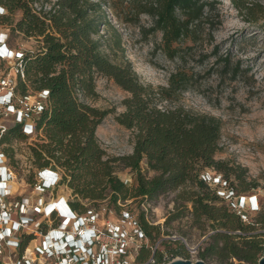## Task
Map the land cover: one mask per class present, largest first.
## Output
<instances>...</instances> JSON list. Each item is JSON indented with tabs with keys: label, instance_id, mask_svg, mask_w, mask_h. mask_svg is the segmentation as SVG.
<instances>
[{
	"label": "trees",
	"instance_id": "1",
	"mask_svg": "<svg viewBox=\"0 0 264 264\" xmlns=\"http://www.w3.org/2000/svg\"><path fill=\"white\" fill-rule=\"evenodd\" d=\"M30 1L0 0V5L7 10L6 15L0 16V25L8 29L9 40L14 32L38 40L36 48L25 52L17 62L15 85L8 94L16 108H23V101L32 92L46 90L47 96L39 113L25 112L0 134V145L8 144L12 138L27 137L29 134L23 131V126L30 117L32 133L40 135L30 148L32 164L37 174L47 168L58 172L59 184L65 180L76 198H68L67 202L77 214L96 209L98 201L108 198L120 216V203L127 199L151 201L169 190L189 186L194 214L208 218L215 226L201 257L230 254L257 264L260 254H264V211L256 220L243 221L221 195V187L208 181L211 175H219L236 195L245 194L242 192L248 189L245 169L239 163L216 158L222 121L183 108L164 110L155 102L157 94L168 99L172 92L184 89L188 75L171 74L168 87H161L157 92L140 81L130 63L114 62L104 51L102 40L94 38L101 31V25H110L104 0H58L56 9L43 17L31 10ZM156 1L154 25L163 33L165 51L174 57L177 48L173 45L191 33L192 23L200 19L206 8L213 9L214 2ZM233 3L240 11L251 9L246 0H233ZM180 11L186 13V19L179 17ZM17 13L20 16L13 21ZM224 59L227 63L230 61L229 57ZM239 68L237 65L236 71ZM97 75L113 79L131 94L125 100L126 110L117 117L122 125L135 132L131 154L111 155L97 139L96 128L107 114L87 102L88 97L95 95ZM2 154L5 156L6 152ZM124 168L134 173L131 186L118 175ZM0 172L6 176L5 171ZM232 175L238 184L232 181ZM256 186L257 183L253 184ZM180 197L185 199V194L181 193ZM219 201L225 204H218ZM126 210L134 213L131 208ZM137 220L147 235L139 260L154 255L156 262L163 264L182 253L172 248L165 255L158 252L159 246L154 251L150 241L160 237L159 226L148 224L144 213L137 215ZM257 227L259 231L254 230ZM153 229L158 230L157 234H153ZM30 237L24 235L22 246ZM237 237L241 238L240 245L235 240Z\"/></svg>",
	"mask_w": 264,
	"mask_h": 264
},
{
	"label": "rangeland",
	"instance_id": "2",
	"mask_svg": "<svg viewBox=\"0 0 264 264\" xmlns=\"http://www.w3.org/2000/svg\"><path fill=\"white\" fill-rule=\"evenodd\" d=\"M209 1L214 2L213 9L206 8L200 19L192 23L191 33L173 45L177 48L174 57L165 51L163 33L154 25L156 0H104L110 25H101V31L94 38L102 40L104 51L114 62L130 63L140 81L157 92L161 87H168L171 74L182 72L188 75L189 81L184 89L172 92L168 99L157 94L155 102L164 110L183 108L222 121L216 158L239 163L245 169L248 189L242 193L258 195L260 210L249 213L251 220H256L264 211V0H246L251 6L249 11L238 10L233 0ZM178 14L181 19H186V13L180 11ZM19 16V13L15 14L13 21ZM5 29L0 25V34L6 32ZM18 45L33 50L38 40L11 33L7 46L15 48ZM228 57L230 61L227 63L224 58ZM237 65L240 68L236 71ZM14 71L13 62L0 58V80L8 72L13 77ZM3 93L4 90L0 89V95ZM130 95L113 79L97 75L95 95L87 99L91 106L107 111L96 128V136L114 156L128 155L133 151L135 132L117 119L126 110L125 100ZM36 97L37 93L32 92L22 105L28 109ZM18 117L19 111L8 112L0 104V134L11 128ZM26 123L31 124L32 120L29 118ZM38 138V133H32L0 145V152H6V160L1 165L6 167L8 176L5 178L7 194L2 201L13 207L14 217L29 214L41 203L45 210L57 208L58 214H63L68 211L67 199L76 200L65 180L54 190L42 191L37 187L40 178L32 164L30 148ZM118 175L128 186L133 184L134 173L129 168L120 169ZM232 181L239 183L234 175ZM256 183L257 186L253 187ZM190 191L192 188L185 186L169 190L151 201L127 199L120 203L119 211L131 208L136 216L144 213L148 224L159 226L160 237L150 241L153 248L159 246V253L167 255L175 248L182 251L175 259L203 260L206 264H251L230 254L201 257L215 226L208 218L194 214ZM181 193L185 194V199L180 197ZM20 204L24 211H20ZM96 209L102 212L95 221L97 226L118 221V213L110 206L108 198L98 201ZM152 231L157 234L158 230ZM235 240L241 244V238ZM190 247L197 249L191 250ZM263 255L260 254V258Z\"/></svg>",
	"mask_w": 264,
	"mask_h": 264
},
{
	"label": "built area",
	"instance_id": "3",
	"mask_svg": "<svg viewBox=\"0 0 264 264\" xmlns=\"http://www.w3.org/2000/svg\"><path fill=\"white\" fill-rule=\"evenodd\" d=\"M57 1L31 0L29 6L34 13L43 17L45 13L56 9ZM6 14L7 10L0 5V16ZM5 30L6 32L2 31L0 34V58L13 62L15 71L13 77L8 72L0 80V89L4 90V93L0 95V104L4 105L8 112L19 111L17 119L19 120L25 112H31V115L40 112L42 100L47 96V91L38 92L28 109L27 106H24V110L16 108L12 104L8 93L15 85L17 62L25 52L32 49H26L21 45L15 48L8 47L9 33L7 28ZM20 75L23 77L21 70ZM27 100L28 98L22 104H26ZM23 131L31 134L32 123H25ZM4 160L6 158L0 152V171L3 167L6 169L4 165H1ZM37 176L40 178L37 187L42 191L54 190L59 185L60 176L52 168L40 170ZM6 177L8 176H1L0 172V264H158L154 255L145 260L138 259L140 250L147 241V235L132 211L123 210L118 221H109L103 227L97 226L95 222L101 215V210L89 208L84 213L77 214L70 210L67 201L65 206L68 211L63 214H58L57 208L45 210V205L41 203L29 214H19L14 217L13 207L2 201L7 194ZM208 181L221 187V195L226 198L230 208L240 214L243 221L251 222L249 213L260 210L257 194L236 195L233 190L227 188L226 182L219 175H211ZM20 207V211H24L22 204ZM24 235L31 237L22 246ZM36 236L39 238L37 239ZM81 238L84 241L78 246L75 242ZM153 249L155 251V248ZM190 249L196 250L197 247H190Z\"/></svg>",
	"mask_w": 264,
	"mask_h": 264
},
{
	"label": "water",
	"instance_id": "4",
	"mask_svg": "<svg viewBox=\"0 0 264 264\" xmlns=\"http://www.w3.org/2000/svg\"><path fill=\"white\" fill-rule=\"evenodd\" d=\"M166 264H206V263L203 260H197L196 262H193L190 259L176 258ZM259 264H264V256H262L259 259Z\"/></svg>",
	"mask_w": 264,
	"mask_h": 264
},
{
	"label": "clouds",
	"instance_id": "5",
	"mask_svg": "<svg viewBox=\"0 0 264 264\" xmlns=\"http://www.w3.org/2000/svg\"><path fill=\"white\" fill-rule=\"evenodd\" d=\"M2 171H5L4 167H3V170ZM61 237V236H60ZM84 241L83 238H81L80 240L76 241L75 243L79 246L81 244V242ZM71 243L73 242L72 240L70 241Z\"/></svg>",
	"mask_w": 264,
	"mask_h": 264
},
{
	"label": "bare ground",
	"instance_id": "6",
	"mask_svg": "<svg viewBox=\"0 0 264 264\" xmlns=\"http://www.w3.org/2000/svg\"><path fill=\"white\" fill-rule=\"evenodd\" d=\"M5 186H6V183H5Z\"/></svg>",
	"mask_w": 264,
	"mask_h": 264
}]
</instances>
